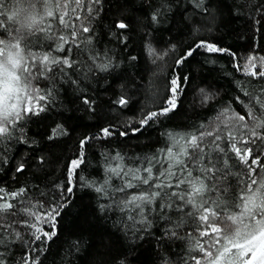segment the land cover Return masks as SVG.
Instances as JSON below:
<instances>
[{"label":"trees","instance_id":"1","mask_svg":"<svg viewBox=\"0 0 264 264\" xmlns=\"http://www.w3.org/2000/svg\"><path fill=\"white\" fill-rule=\"evenodd\" d=\"M18 9L30 10L29 0H2L0 40L24 37L26 57L47 54L59 63L31 80L47 97L40 101L43 110L23 114L0 136V204L13 206L0 212V261L197 264L206 257L201 246L216 252L199 219L204 209L227 223L241 211L238 197L264 181V139L250 131L264 136V127L246 115L252 109L264 121L257 102L264 101V76L243 71L251 58H264V0H82L68 8L72 27L58 18L37 25L51 24L47 34L17 33L25 13L7 17ZM36 10L43 12L38 2ZM119 22L128 27L119 29ZM61 35L66 43L57 39ZM202 44L225 51L208 52ZM40 67L37 60L36 71ZM173 79L182 81L175 109L141 124L146 113L167 107ZM120 98L127 103H117ZM234 112L254 123L243 128L228 122ZM105 127L112 135H103ZM209 131L215 135H205L200 149L187 144L191 135ZM181 145L188 155L177 165L167 152L179 154ZM233 145L242 155L251 149L248 164ZM77 159L82 162L70 176ZM111 168L123 171L117 175ZM145 168L152 169L149 184L132 179L137 169L146 177ZM195 181L206 190L193 196ZM157 183L164 186L154 188ZM145 191L159 195L139 208L125 203ZM52 209L58 211L54 226Z\"/></svg>","mask_w":264,"mask_h":264},{"label":"snow or ice","instance_id":"2","mask_svg":"<svg viewBox=\"0 0 264 264\" xmlns=\"http://www.w3.org/2000/svg\"><path fill=\"white\" fill-rule=\"evenodd\" d=\"M29 2L30 10L18 9L13 11L11 16L7 17V19L12 20L18 16L20 11L25 13L23 20L20 23V28L16 29L17 33H19L21 29H25L32 32L42 31L47 34L48 28L51 27V24L48 25V28H37V25L43 24L45 19L55 20L58 18L59 24L63 25L65 28L72 27V25L65 19V17L69 16L68 8L73 3L79 7L82 0H55V4H53V0H35V2L29 0ZM37 2L42 6V14H39L36 10ZM93 2H96V0H93ZM0 4H2V0H0ZM72 11L75 12V8H73ZM57 13H59L58 17ZM38 15L39 19L37 18ZM75 18L80 19L79 16H76ZM153 19H155V16ZM116 27L124 30L128 25L124 22H119ZM82 28L84 32L88 31L87 27L82 26ZM23 39L24 37L16 38L14 43H5L4 40H0V45H4V47L0 48V58H2L0 59V136L8 134L10 125L20 119L22 113L38 114L39 111L43 110V105L40 104V101L46 100L47 97L40 95L39 88H33L32 94L29 93L31 80L34 79L35 76H43L45 71H50L51 69L48 67L50 63H59V61L55 59L50 60L47 54L37 57L35 53L29 52L26 57L24 54V48L21 47V41ZM57 39L62 43L67 42L64 35L59 36ZM62 43L58 45V47L62 46ZM200 46L205 47L208 52L225 51L224 49L216 48L212 44H202ZM148 53L149 55H155L154 50L151 48L148 49ZM187 55H191V52H188ZM28 57L31 58V63L28 62ZM133 59H135V57H133ZM255 59V57L251 58L248 64L243 67L244 73L251 76H264V71L257 73L255 70ZM37 60L41 65L39 71H36L35 68ZM63 63L67 64L68 61L65 60ZM261 63L264 64V58H261ZM171 85L172 87L170 88V91L172 96L166 100L167 107L161 108L160 111H150L146 113L144 118L140 121L141 124H147L149 120H154L159 115H166L168 112L175 109L176 95L182 86V81L180 79H173ZM33 101H35V103H33ZM257 102L260 103L261 108H264V101L257 100ZM85 103H88V101H85ZM117 103L124 105L127 103V100L120 98L117 100ZM246 115L248 118L258 121L256 127H264V121H261L260 117L254 116L252 109H249ZM229 119H237L246 122L245 115L235 112L232 117H229ZM101 131L104 136L112 135V132L107 127L103 128ZM250 131L252 132L253 137L264 139V136L257 133L255 128ZM169 135L171 136V134ZM205 135L213 136L215 133L209 131L201 133L200 136L191 135L187 140V144L193 149H200L199 141L202 140ZM172 138L174 140L176 139L175 137ZM180 139H184V137L181 136ZM216 139H219V137L217 136ZM176 143H179V141L177 140ZM233 148L241 161L248 164V157L251 155V149L246 150V154L242 155L239 148H235V145H233ZM186 155H188V150L187 147L183 145H181V151L179 154L174 153L171 149L167 152L168 158L174 161L177 165L183 164L181 157ZM117 159H120V157L117 156ZM81 162V159L73 160L71 162L70 176L75 175V169L79 167ZM252 163L259 165V161L257 160H253ZM249 168L254 174L255 169L252 168V165H249ZM110 171L119 175L123 169L111 168ZM144 171L147 173L146 177L140 176L138 174L139 169H137L133 172L132 179L140 180L142 184H149L153 179L152 169L145 168ZM206 171L211 172L212 169L208 168ZM129 172H132V170L129 169ZM168 174L174 175L171 173L170 169L168 170ZM190 175L191 173H189V176ZM179 183H184V181L181 180ZM191 183V192L193 196L202 194L206 190V185L202 181ZM251 183L256 185L258 181L252 180ZM128 186L132 185L129 183ZM163 186L164 185L159 183L153 185L154 188H161ZM68 190L70 191L71 189L69 188ZM120 190L122 191L123 189ZM97 191H101V189H97ZM15 195L17 194H13V198ZM157 195H159L157 192L145 191L140 195H132L130 199L125 201V203L132 204L136 208H139L142 203H151L152 199ZM0 199H2V197H0ZM238 199L241 201L240 205H238L241 211L239 214L228 216L227 223L219 220V214L210 208H205L204 214H201L199 217V219L208 226L204 235L212 236V242L209 244V248H216V255L214 256L212 251L205 250L204 247L201 246L200 250L204 256L208 258V264H237L242 257L246 258L243 259L242 264H264V181L259 182V185L255 190L249 185L244 191V194L238 197ZM188 202L193 203V200L189 199ZM12 207L13 206L10 203L0 204V212L7 211ZM51 212L53 214L49 216V219L53 221L54 226L55 214H58V211L57 209H52ZM218 220L219 222H217ZM37 231L40 230L37 229ZM17 235L19 234L17 233ZM43 235L47 237L49 236V233H43ZM36 239H40V237L37 236ZM234 248L240 249L241 251L238 253H232V249ZM0 264H3V262L0 261ZM197 264H200L199 260H197Z\"/></svg>","mask_w":264,"mask_h":264},{"label":"rangeland","instance_id":"3","mask_svg":"<svg viewBox=\"0 0 264 264\" xmlns=\"http://www.w3.org/2000/svg\"><path fill=\"white\" fill-rule=\"evenodd\" d=\"M33 2H35V0H33ZM23 20V19H22ZM24 30V29H23ZM7 43H10V42H7ZM11 43H13V42H11ZM2 47H4V45H0V48H2ZM0 59H2V58H0ZM249 62V61H248ZM255 64H256V69H259V70H263L264 69V64H262L261 63V60H259V59H255ZM255 69V70H256ZM26 75V74H25ZM31 85H34L33 83H31ZM33 88H35V85L34 86H30L29 87V93L30 94H32V89ZM33 103H35V101H33ZM24 113H22L21 114V116L23 115ZM227 117H225L224 119H223V121L225 122V119H226ZM232 120H235L236 121V125H240V126H242L243 128H247V127H249V125H251V124H253L254 123V121L253 120H246V122L245 121H239V120H237V119H229L228 118V122H230V121H232ZM241 250L240 249H232V253H238V252H240ZM213 255L215 256L216 255V252H214L213 253ZM229 255H231V254H229ZM243 259H246V258H244V257H242V258H240V260L237 262V264H242V261H243ZM200 264H208V258L207 257H205L204 259H202L201 260V262H200Z\"/></svg>","mask_w":264,"mask_h":264}]
</instances>
